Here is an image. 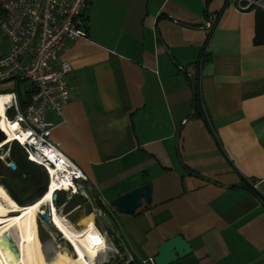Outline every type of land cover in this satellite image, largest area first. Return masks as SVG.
I'll return each instance as SVG.
<instances>
[{
	"label": "crops",
	"instance_id": "crops-1",
	"mask_svg": "<svg viewBox=\"0 0 264 264\" xmlns=\"http://www.w3.org/2000/svg\"><path fill=\"white\" fill-rule=\"evenodd\" d=\"M223 1L203 0L205 10L213 13ZM84 14L85 36L65 40L57 51L70 67L67 101L60 116L49 111L45 120L53 125L50 142L98 193L108 221L100 230L106 241L117 237L138 260L179 234L191 248L186 258L198 264H264V209L243 182L250 179L264 196V45H252L253 11H236L228 2L209 27L200 0H87ZM169 17L209 31L195 72L214 145L209 137L204 148L194 146L183 165L218 184L244 188L211 184L175 162L172 137L191 106L189 93L184 95L188 79L178 67L186 70L185 49L201 43V29ZM7 50L0 32V51ZM190 124L180 128L181 148L190 139ZM145 181L152 189L148 205L128 215L108 204ZM37 200L12 202L25 208Z\"/></svg>",
	"mask_w": 264,
	"mask_h": 264
},
{
	"label": "built area",
	"instance_id": "built-area-1",
	"mask_svg": "<svg viewBox=\"0 0 264 264\" xmlns=\"http://www.w3.org/2000/svg\"><path fill=\"white\" fill-rule=\"evenodd\" d=\"M228 2L236 11H247L250 6L264 9L260 0ZM86 4L87 0H7L0 4V32L8 41V50L5 53L0 51V96L8 97L3 110L4 119L7 122L13 120L17 124L15 130L19 129L17 134L28 137L24 142L10 139L23 148L27 160L42 166L48 173V166L54 168L59 163L57 159L51 161L46 157L45 150H54L63 159L65 170L59 171L56 177L60 184H67L53 191L52 205L56 192L62 191L69 196L80 194V184L86 181L85 174L50 142L49 132L53 125L45 120L49 111L60 116L67 101L65 76L70 67L58 59L57 51L64 46L65 40L85 36ZM25 82L28 87L22 94L27 92L28 98L21 108L19 85ZM9 109L13 111L12 118L6 115ZM2 162L9 170L15 168L10 159L8 162L2 159ZM46 175L48 183L50 174ZM247 180L253 185L250 179ZM136 263L154 264L151 257L138 259Z\"/></svg>",
	"mask_w": 264,
	"mask_h": 264
},
{
	"label": "bare ground",
	"instance_id": "bare-ground-1",
	"mask_svg": "<svg viewBox=\"0 0 264 264\" xmlns=\"http://www.w3.org/2000/svg\"><path fill=\"white\" fill-rule=\"evenodd\" d=\"M7 98L6 96H0V129L5 133L6 140L18 139L24 142L28 140V137L24 134H17L19 130H15L17 124L13 120L7 122L4 119L3 110ZM44 153L51 161L57 159L59 164L54 168L47 167V174H50V179L47 183V191L40 200L25 208H18L2 186L0 187V264H94V256L102 250L103 241L100 240L94 226L92 215H84L78 220L77 224H80L81 227L76 229L66 218L61 217L55 211L51 197H53V191L56 188L66 186V182L60 184L56 177L59 171L65 169L63 159L54 150L52 152L45 150ZM48 204L50 206L49 222L63 235V239L73 247L75 258L61 250H54L44 258L37 236L36 218L38 213L44 212L41 205L46 206ZM16 226L23 228L22 234L15 232ZM4 233H8L15 242L18 256H15L10 249L2 245L1 241Z\"/></svg>",
	"mask_w": 264,
	"mask_h": 264
},
{
	"label": "rangeland",
	"instance_id": "rangeland-1",
	"mask_svg": "<svg viewBox=\"0 0 264 264\" xmlns=\"http://www.w3.org/2000/svg\"><path fill=\"white\" fill-rule=\"evenodd\" d=\"M262 2V4L264 5V1L260 0ZM206 2V0H205ZM204 2V5H205ZM207 2H209V0H207ZM225 0L223 1L222 5L224 4ZM230 4H232L230 2ZM221 5V6H222ZM229 5V4H228ZM231 6V5H229ZM205 7V6H204ZM200 11L202 12V1L200 0ZM198 28V27H196ZM204 28V29H203ZM199 35V40H201V43H197L195 42L193 47L190 48H186L185 49V61H181L182 66L184 68H186V71H189V69H191L194 73L196 71L197 68V64L200 61V57H201V47L202 46V42L203 40L206 38V36L209 35V31L207 28H205L204 26L202 27L201 30L197 31ZM158 33V32H157ZM154 34V33H153ZM167 51L169 52V50L167 49ZM166 54V53H165ZM169 54L171 55V53L169 52ZM167 56V55H166ZM189 60V61H186ZM192 62V63H191ZM190 67V68H189ZM185 70V69H183ZM185 88H184V95L186 94V96H188V93L190 95V99H191V90H190V83L189 80L188 82L185 80ZM28 87V84L22 83L19 85V92L20 95H23V91H26ZM24 89V90H23ZM189 122H194V126L192 127L191 124L188 125L187 127L190 129L187 136L190 138L187 142L188 144H185L183 148H181V141L183 138V134H181L180 139H179V132L180 129L178 131L177 134V140H176V147H177V153L180 159V162L182 164L186 163V158L187 155L190 151V149H192L194 146H198L199 148H204L205 147V139L206 142H209V137H211L210 141L212 142V144L214 145V142L212 141L213 136L210 134H208V131L206 130V126H204L203 121L201 120V118L197 117L195 119H190L188 120ZM3 135V134H2ZM209 135V136H208ZM199 137H202L201 142L199 140ZM178 139H179V146H178ZM2 146V145H0ZM172 149H173V155L175 158V162L176 164L180 167V163L177 160V153H175L174 147H173V137H172ZM210 152V149H207ZM8 155L7 151L3 148L0 147V169H5L3 168L5 165L2 162V159L4 156ZM143 165H145V163H143ZM181 168V167H180ZM164 178V177H163ZM163 179H157V181H161ZM150 182V181H149ZM80 195H82L84 197V201L82 202L83 204H81V206L75 210H73L72 212H70L69 214H65L63 212H61V210H55L57 211V213L59 215H61V217H65L76 229H79L81 226L80 224H75V220H78L80 218V216H84V215H92L91 218L94 222V226L99 234L100 240L103 241L102 242V250L98 253V255L94 256V264H105V262H99V260H103L108 258H112L111 260L114 262H121L122 264L128 263L130 261H136L132 256H130L129 253L125 252L124 250V246L121 244L120 248H115L113 249L112 247V243L110 241H106V239L104 238V235L101 234L100 230H104L105 227L108 225V221L105 219V217L102 214V211L99 209V206L97 203H102L100 197H98V193L95 191V189L90 186L88 183H83L80 184ZM16 194L19 197H27L28 193H22L20 191H16ZM102 194L105 196L106 195L104 192H102ZM66 197H70L68 194H65ZM40 212V211H39ZM50 212V208L48 209V213ZM165 211L161 212L157 217L161 218L165 215ZM81 217V218H82ZM37 236L39 239V244H40V248L42 253L44 254V258H46L50 252H53L54 250H58V251H64L66 253H68L69 255H71V257L75 258V254H74V250L73 247L70 246L69 243H67V241L65 239H63V235H61V233L56 229V227H54V225L49 226L48 224H45L39 216H37ZM255 224H253L252 228H255ZM17 228L15 229L16 233H21V227L16 226ZM110 229L112 231H114L113 226H110ZM104 252V253H103Z\"/></svg>",
	"mask_w": 264,
	"mask_h": 264
},
{
	"label": "water",
	"instance_id": "water-1",
	"mask_svg": "<svg viewBox=\"0 0 264 264\" xmlns=\"http://www.w3.org/2000/svg\"><path fill=\"white\" fill-rule=\"evenodd\" d=\"M228 3V0H225L224 4L220 7L219 10H217V15L215 16L214 11L213 13H210L205 10V5L202 0V9L204 14L207 16V25L210 26L212 23L215 25L218 21V18L222 11L225 9L226 5ZM165 15V14H164ZM166 16V15H165ZM171 18L175 23L187 27V28H193V29H202L200 27H192L187 24H183L181 22L175 21L173 17ZM207 27V26H206ZM204 29V28H203ZM155 38L159 42L162 50L166 53L168 58H171V55L167 51L166 47L164 46V43L157 33V31H154ZM202 53V51H201ZM172 63H175L173 59H171ZM198 67V64H197ZM179 70L183 74H185L188 77L189 83H190V90H191V106H190V111L186 113L183 116V121L176 126L174 134H173V147L175 150V153H177V147H176V140H177V134L179 129L190 119H195L197 117L201 118L203 123L205 124L206 128L208 129L209 133L214 137L209 124L207 122L201 99H200V94H199V83H198V75L197 72H195L194 76L191 72L183 70L178 67ZM9 158L8 156L3 157L4 162H8ZM177 160L180 163V166L184 169V171L190 175L197 176L199 178L204 179L205 181L211 183V184H217L220 187L223 188H230V187H240L244 188V185L237 184V183H224V184H218L217 182L199 174L194 171H191L187 169L181 162L177 153ZM10 167L13 168V165L10 164ZM151 182L145 181L134 188L112 198L109 200L108 204L118 213H124V214H133V212L140 207L141 203L148 205L151 199ZM257 202L261 207L264 209V196L262 195H257L255 196ZM48 205L44 206L41 205L42 209L44 212L38 213L37 216L40 217V219L45 223L48 224L49 226L52 227V225L49 222V217H48ZM2 245L6 246L10 251L15 255L18 256L17 248L15 245V242L12 240L10 235L8 233H4L2 237ZM191 253V248L187 241L179 234L173 235L172 237H169L168 239L164 240L161 242L157 247H156V253L153 255L152 261L154 264H198L195 258H186L189 254Z\"/></svg>",
	"mask_w": 264,
	"mask_h": 264
},
{
	"label": "trees",
	"instance_id": "trees-1",
	"mask_svg": "<svg viewBox=\"0 0 264 264\" xmlns=\"http://www.w3.org/2000/svg\"><path fill=\"white\" fill-rule=\"evenodd\" d=\"M253 11L254 26H253V37L252 45L254 47L264 45V9L257 6H250L247 11ZM216 13H218L216 11ZM204 52L201 54V60L203 59ZM179 70V69H178ZM187 79L188 77L185 76ZM20 107L22 108L28 98V93L23 95L18 94ZM201 99V98H200ZM202 103V101H201ZM8 118H12L13 111L11 109L6 111ZM4 137L0 132V145ZM1 147L7 151L8 158L13 162L15 168L13 170L7 169L5 166L0 169V185L5 189L8 196L19 206H25L32 203L38 198H42L47 191V175L42 166L37 165L25 157L23 148L15 141L6 142ZM248 190L255 196L260 195L252 186L248 180H243ZM20 191L23 194L28 193L25 198L19 197L16 191ZM39 199V200H40ZM38 201V200H37ZM84 197L79 193L73 194L70 197H66L65 193L58 191L55 193L53 199V206L55 210H61V212L68 214L74 209L79 208ZM99 208H102L101 203H97ZM39 240V239H38ZM112 245L115 248L121 247V240L117 237L111 236ZM136 260V259H135ZM106 264H122L117 261H110ZM125 264H137L136 261H130Z\"/></svg>",
	"mask_w": 264,
	"mask_h": 264
},
{
	"label": "clouds",
	"instance_id": "clouds-1",
	"mask_svg": "<svg viewBox=\"0 0 264 264\" xmlns=\"http://www.w3.org/2000/svg\"><path fill=\"white\" fill-rule=\"evenodd\" d=\"M2 133V132H1ZM3 134V137H4V140H3V142H2V144H4V143H6V142H11V141H13V140H6L7 138L5 137V134L4 133H2ZM45 170V169H44ZM46 172V171H45ZM46 174H47V172H46Z\"/></svg>",
	"mask_w": 264,
	"mask_h": 264
}]
</instances>
